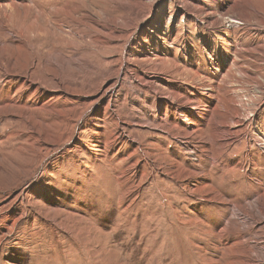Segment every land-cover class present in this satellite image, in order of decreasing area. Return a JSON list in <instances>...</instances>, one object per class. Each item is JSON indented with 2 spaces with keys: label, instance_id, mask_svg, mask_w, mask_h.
Wrapping results in <instances>:
<instances>
[{
  "label": "rangeland",
  "instance_id": "1",
  "mask_svg": "<svg viewBox=\"0 0 264 264\" xmlns=\"http://www.w3.org/2000/svg\"><path fill=\"white\" fill-rule=\"evenodd\" d=\"M248 261L264 0H0V264Z\"/></svg>",
  "mask_w": 264,
  "mask_h": 264
},
{
  "label": "bare ground",
  "instance_id": "2",
  "mask_svg": "<svg viewBox=\"0 0 264 264\" xmlns=\"http://www.w3.org/2000/svg\"><path fill=\"white\" fill-rule=\"evenodd\" d=\"M193 110H194V109H193ZM246 215H247V213H246V212H244V213H243V216H244V217H246ZM226 228H228V227H227V226H225V227H224V228H223V229H222L220 232H221V233H225V231H226ZM246 264H251V262H249V261H248V262H246Z\"/></svg>",
  "mask_w": 264,
  "mask_h": 264
}]
</instances>
